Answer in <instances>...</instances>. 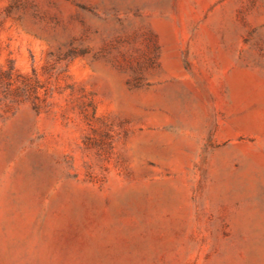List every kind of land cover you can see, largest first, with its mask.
<instances>
[{
  "label": "rangeland",
  "instance_id": "rangeland-1",
  "mask_svg": "<svg viewBox=\"0 0 264 264\" xmlns=\"http://www.w3.org/2000/svg\"><path fill=\"white\" fill-rule=\"evenodd\" d=\"M0 264H264V0H0Z\"/></svg>",
  "mask_w": 264,
  "mask_h": 264
}]
</instances>
